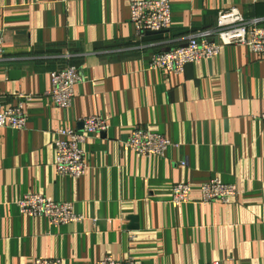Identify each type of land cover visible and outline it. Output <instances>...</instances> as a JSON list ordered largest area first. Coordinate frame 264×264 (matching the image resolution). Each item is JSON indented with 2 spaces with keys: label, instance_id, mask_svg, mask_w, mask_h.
Wrapping results in <instances>:
<instances>
[{
  "label": "crops",
  "instance_id": "crops-1",
  "mask_svg": "<svg viewBox=\"0 0 264 264\" xmlns=\"http://www.w3.org/2000/svg\"><path fill=\"white\" fill-rule=\"evenodd\" d=\"M230 8L264 19V0H170L169 29L147 35L127 0H0L2 110L30 96L25 128H0V264H264V59L228 46L182 74L149 69ZM67 66L81 81L65 110L46 94ZM88 116L107 129L85 137V175H57L55 131L81 133ZM138 129L170 141L162 158L126 147ZM213 179L237 187L231 203H202ZM185 183L189 199L174 206L172 187ZM28 194L71 203L81 221L23 215Z\"/></svg>",
  "mask_w": 264,
  "mask_h": 264
},
{
  "label": "built area",
  "instance_id": "built-area-1",
  "mask_svg": "<svg viewBox=\"0 0 264 264\" xmlns=\"http://www.w3.org/2000/svg\"><path fill=\"white\" fill-rule=\"evenodd\" d=\"M130 21L138 33L168 30L171 21L170 0H127ZM3 31L0 30V59L3 54ZM228 46H245L251 54L264 59V19L245 18L237 9L230 8L217 13L212 29L189 35L184 46L153 55L149 69L166 74H182L189 64L200 63L215 58ZM81 81L77 67L67 66L51 74V89L46 94L60 109H68L74 98V88ZM17 104L2 110L0 100V128L22 130L26 125V104L30 96L20 95ZM264 125V111L260 115ZM81 133L70 129H57L53 142L55 151L54 168L57 175L75 179L83 177L87 170L85 152L82 148L85 137L107 129L105 120L98 116H88L81 121ZM58 137V138H57ZM60 137V138H59ZM126 147L140 156L162 158L171 146L162 135L138 129L133 131ZM182 160L180 166H185ZM198 191L202 203H231L238 195L235 185L223 184L218 179L200 186ZM192 188L189 184H176L171 190V203L179 206L188 201ZM18 207L23 215L44 217L55 226L78 223L81 217L74 213L71 203H57L41 195L28 194L21 197ZM31 264H63L60 259H34ZM96 264H136L132 259L117 260L106 256ZM209 264H223L214 261Z\"/></svg>",
  "mask_w": 264,
  "mask_h": 264
},
{
  "label": "water",
  "instance_id": "water-1",
  "mask_svg": "<svg viewBox=\"0 0 264 264\" xmlns=\"http://www.w3.org/2000/svg\"><path fill=\"white\" fill-rule=\"evenodd\" d=\"M162 32V31H161ZM161 32H147V35H155V34H159V33H161ZM12 75L14 76V77H17L18 75H19V72H14V73H12Z\"/></svg>",
  "mask_w": 264,
  "mask_h": 264
}]
</instances>
